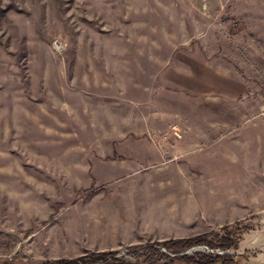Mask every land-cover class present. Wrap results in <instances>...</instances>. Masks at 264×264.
<instances>
[{"label": "rangeland", "instance_id": "rangeland-1", "mask_svg": "<svg viewBox=\"0 0 264 264\" xmlns=\"http://www.w3.org/2000/svg\"><path fill=\"white\" fill-rule=\"evenodd\" d=\"M235 160L258 209L231 226L197 207L183 219L171 185L198 188ZM261 171L264 0H0V264L135 263L137 248L203 235L242 252Z\"/></svg>", "mask_w": 264, "mask_h": 264}, {"label": "crops", "instance_id": "crops-1", "mask_svg": "<svg viewBox=\"0 0 264 264\" xmlns=\"http://www.w3.org/2000/svg\"><path fill=\"white\" fill-rule=\"evenodd\" d=\"M177 119H186L185 115H177ZM153 117H157L154 115ZM205 119V116H203ZM150 124V123H149ZM145 126V132L149 134V131H152L151 125ZM212 124L210 120L202 122V129L203 130H210ZM224 126V125H223ZM156 129V127H154ZM184 132V130H183ZM181 142V141H180ZM167 146L171 143L163 142ZM179 143L176 142V144ZM186 147L189 146L186 144H180L177 148H181V150H185ZM183 155V154H182ZM227 162V161H226ZM241 165L238 161H229L226 163V167L223 170H220L219 175L216 177H210L206 181L202 182L198 188L195 185L191 184H177L176 186L171 185V201L174 200L176 203V207L181 206L183 208L186 207L187 211H184L183 219L189 218V214H191V210L197 207L200 209V216L201 220L211 225V222L220 225L219 227L223 226H231L234 222L240 220V216L243 213L253 212V208L258 209L257 201L254 203L251 202L254 195H257L258 192H254L251 195H244V179L239 176L238 167ZM252 168V167H250ZM241 171V170H240ZM261 176H264V171L259 173ZM260 175H256L260 177ZM178 177V176H177ZM179 182V177L177 179ZM264 182V180H262ZM245 186H249L250 189L252 187L256 188L257 180L255 181L254 185L252 181H246ZM259 187V186H257ZM262 188L264 189V184H262ZM174 191V193H173ZM245 199V200H244ZM246 199H249L250 202H246ZM245 201V202H244ZM177 202L180 204L178 205ZM250 203L251 205H249ZM177 211V209H176ZM178 214V213H177ZM193 217V216H192ZM178 220V217H177ZM190 220V219H189ZM195 221V219H191ZM192 238V237H191ZM179 239H187V238H179ZM171 240V239H170ZM167 241V240H165Z\"/></svg>", "mask_w": 264, "mask_h": 264}, {"label": "trees", "instance_id": "trees-1", "mask_svg": "<svg viewBox=\"0 0 264 264\" xmlns=\"http://www.w3.org/2000/svg\"><path fill=\"white\" fill-rule=\"evenodd\" d=\"M207 238V235H203L187 239H171L145 248H137V251L132 254L139 260L135 263H130L124 258H115L116 253L101 252L89 253L75 259L45 261L42 264H238L236 263V258L227 253L235 246L228 236L224 237L218 246L207 241ZM198 245H206L210 250L221 249L224 254L195 253L191 256L178 257L186 249H191ZM170 254L175 255V257L170 256Z\"/></svg>", "mask_w": 264, "mask_h": 264}, {"label": "water", "instance_id": "water-1", "mask_svg": "<svg viewBox=\"0 0 264 264\" xmlns=\"http://www.w3.org/2000/svg\"><path fill=\"white\" fill-rule=\"evenodd\" d=\"M255 220L251 221L256 226L255 231H250L248 235V239L245 247H243L242 252L231 253L233 256H242L245 255L247 251L253 252L256 254V257H251L248 261H244L240 264H264V210L255 214ZM199 247H194L191 249L190 253H184L179 255L178 257H184L189 254H193L192 251H199ZM206 248L210 253H214L217 255H223L224 253L215 252L214 250H210L208 247ZM165 251V250H164ZM166 252V251H165ZM170 256L175 257V255L170 254Z\"/></svg>", "mask_w": 264, "mask_h": 264}, {"label": "built area", "instance_id": "built-area-1", "mask_svg": "<svg viewBox=\"0 0 264 264\" xmlns=\"http://www.w3.org/2000/svg\"><path fill=\"white\" fill-rule=\"evenodd\" d=\"M182 137H183L182 132L179 129H177V127H173V128L170 129V132L168 133V135H166L164 137V141L169 143L170 140L168 138L173 139L175 141H179V140L182 139ZM115 258H119V259L124 258V259H126L124 256H118V255L115 256Z\"/></svg>", "mask_w": 264, "mask_h": 264}]
</instances>
